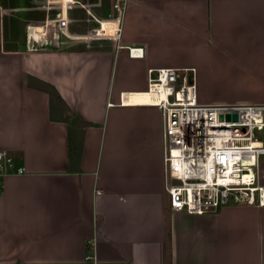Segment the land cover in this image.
I'll list each match as a JSON object with an SVG mask.
<instances>
[{
  "label": "crops",
  "instance_id": "obj_1",
  "mask_svg": "<svg viewBox=\"0 0 264 264\" xmlns=\"http://www.w3.org/2000/svg\"><path fill=\"white\" fill-rule=\"evenodd\" d=\"M110 18L95 32L119 28L117 40L68 30L59 48L13 49L0 37V151L14 162L0 171V264H264V206L170 210L163 112L136 101L168 68L193 72L202 105L264 104L248 98L264 81V0H131ZM46 85L92 125L79 172Z\"/></svg>",
  "mask_w": 264,
  "mask_h": 264
},
{
  "label": "built area",
  "instance_id": "obj_2",
  "mask_svg": "<svg viewBox=\"0 0 264 264\" xmlns=\"http://www.w3.org/2000/svg\"><path fill=\"white\" fill-rule=\"evenodd\" d=\"M82 1L68 0L67 11L61 9L57 19L44 24L53 23L57 31L67 33L69 11L83 7ZM130 1L112 0L110 8L123 16ZM95 31L91 37L100 39ZM119 38L118 28L107 40ZM130 51L143 54L142 49ZM147 93L156 100L149 104L163 112L165 190L172 212L205 215L231 204L264 206V104L202 105L190 70H150ZM234 114L237 121L227 120ZM13 166V159L0 151V171Z\"/></svg>",
  "mask_w": 264,
  "mask_h": 264
},
{
  "label": "rangeland",
  "instance_id": "obj_3",
  "mask_svg": "<svg viewBox=\"0 0 264 264\" xmlns=\"http://www.w3.org/2000/svg\"><path fill=\"white\" fill-rule=\"evenodd\" d=\"M112 0H83V7L74 8L69 15L70 31L93 34V30L99 28L98 21L110 20V15L120 13L110 8ZM59 0H0V37L6 46L23 49L27 47V29L39 27L45 21L57 19L61 6L56 3ZM60 34L59 47L67 40L69 31H57ZM40 39V35L36 36ZM105 41V39H99ZM107 40V39H106ZM247 86L254 81L246 80ZM261 90L257 95H248L250 99H263L264 81H259ZM264 160V157L261 161Z\"/></svg>",
  "mask_w": 264,
  "mask_h": 264
},
{
  "label": "trees",
  "instance_id": "obj_4",
  "mask_svg": "<svg viewBox=\"0 0 264 264\" xmlns=\"http://www.w3.org/2000/svg\"><path fill=\"white\" fill-rule=\"evenodd\" d=\"M46 92L50 95L52 102L54 100L58 101V103L64 108V112H67V116L63 119V122L68 124L69 171L79 172L81 170L80 165L84 150L85 130L92 125L82 121L78 116L70 111L63 99L60 97L56 88L51 85H46ZM168 236L169 240L171 241L170 232L168 233Z\"/></svg>",
  "mask_w": 264,
  "mask_h": 264
},
{
  "label": "water",
  "instance_id": "obj_5",
  "mask_svg": "<svg viewBox=\"0 0 264 264\" xmlns=\"http://www.w3.org/2000/svg\"><path fill=\"white\" fill-rule=\"evenodd\" d=\"M41 35L40 39H36V35ZM60 34L57 32L53 23L40 25L39 27H29L27 29V47L34 48H59ZM237 114L227 115V120L237 121Z\"/></svg>",
  "mask_w": 264,
  "mask_h": 264
},
{
  "label": "bare ground",
  "instance_id": "obj_6",
  "mask_svg": "<svg viewBox=\"0 0 264 264\" xmlns=\"http://www.w3.org/2000/svg\"><path fill=\"white\" fill-rule=\"evenodd\" d=\"M64 2H65V0H64ZM62 3H63V0H62ZM64 5H63V8H62V11L63 12H66L67 11V7H66V5H68V4H65V3H63ZM100 26V25H99ZM118 30V29H117ZM117 30L115 31V34H114V36L116 35V32H117ZM110 37H112V36H108L107 38H110ZM144 97H146V98H137L138 100H136V101H146L147 103H153V102H155L156 100L155 99H152L151 97H150V95L149 94H145V95H143ZM134 99V98H133ZM133 100H131V99H127L126 97L124 98V102L125 103H130V102H132ZM152 105H154V104H152Z\"/></svg>",
  "mask_w": 264,
  "mask_h": 264
}]
</instances>
